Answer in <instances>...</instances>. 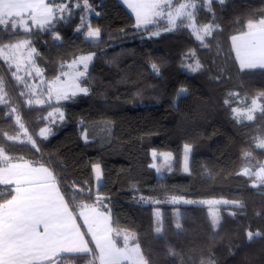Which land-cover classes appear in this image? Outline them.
I'll return each instance as SVG.
<instances>
[{
  "label": "trees",
  "instance_id": "obj_1",
  "mask_svg": "<svg viewBox=\"0 0 264 264\" xmlns=\"http://www.w3.org/2000/svg\"><path fill=\"white\" fill-rule=\"evenodd\" d=\"M72 1L69 6L77 2ZM200 1L196 21L216 25L206 37L207 47L183 23L148 38L156 25L137 30L120 0H89L100 16H88L80 3L67 23L56 19L53 31L60 40L40 27L25 32L0 20V45L31 37L48 80L58 77L67 61L94 54L85 78L89 94L61 102L65 121L52 125L55 135L37 137V146L10 139L21 128L9 105L0 104V149L7 162L28 160L50 168L74 212L90 204L110 212L114 230L133 232L146 264H264V184L253 186L254 176L239 174L243 167L257 169L264 161V149L255 145L257 137L264 138V68H240L231 43L232 35L247 28L244 2L264 17V0H226L223 5L212 0L215 20ZM49 2L56 5V0ZM89 24L101 28L97 40L85 38ZM190 50L203 66L198 73L181 68ZM8 69L0 59V71L12 84ZM183 87L187 92L180 93ZM232 92L237 100L258 97L262 113L237 123L232 110L238 101H230ZM46 108L20 105L33 134L46 123L40 117ZM186 144L191 145L188 173L182 166ZM152 150L173 155V166L162 178L151 167ZM94 164L103 171L98 189ZM13 194L12 185H0V205ZM98 194L105 197L98 199ZM176 197L229 203H220V220L214 225L208 205L170 203ZM155 207L163 209V223L153 216ZM64 258L82 264L88 255Z\"/></svg>",
  "mask_w": 264,
  "mask_h": 264
},
{
  "label": "crops",
  "instance_id": "obj_2",
  "mask_svg": "<svg viewBox=\"0 0 264 264\" xmlns=\"http://www.w3.org/2000/svg\"><path fill=\"white\" fill-rule=\"evenodd\" d=\"M120 2L135 18L132 10ZM245 5L246 23L251 6L248 2ZM51 6L49 0H0V20L18 22L30 17L38 24L44 9ZM231 43L240 68H264L243 67L244 62L264 61V25L232 35ZM261 113L262 107L255 116ZM162 160L158 156V162L163 164ZM94 165L101 169L98 176L93 166L98 189L104 183L103 171L100 164ZM7 184L13 186L14 194L0 205V264H7L13 254L20 256V264H79L76 258H64L78 255H88L82 264H146L133 232L114 230L110 212L97 204L74 212L49 168L26 160L10 161L0 166V185ZM25 225L34 228L26 231Z\"/></svg>",
  "mask_w": 264,
  "mask_h": 264
},
{
  "label": "snow or ice",
  "instance_id": "obj_3",
  "mask_svg": "<svg viewBox=\"0 0 264 264\" xmlns=\"http://www.w3.org/2000/svg\"><path fill=\"white\" fill-rule=\"evenodd\" d=\"M135 14V24L134 27L137 30L141 28L147 29V26L152 25L157 22L158 18H167L169 27H165L162 29L164 32H170L173 28L177 26V20L183 16H187L191 23H187L182 25L183 27L191 29V35L195 37L196 41L201 42L203 47H207L204 43L205 36L211 37L213 34V25L205 24L203 27H198L195 23V18L193 17V13L191 10L186 9H194L199 0H185V2L180 6V9L173 13L172 11H165V5H171L173 0H122ZM206 5L208 6L207 10L212 13V19L215 20V13L211 8L212 0H204ZM217 3L223 5L226 0H216ZM70 3H64L61 6L53 5L51 7H46L43 11L42 18L37 21L40 26L41 31L48 30L53 39L60 40L62 37L57 31H53L56 28V24L54 21L58 19L60 22L63 21L67 23L68 19L72 16L73 8H80L81 4L79 0L75 3V5ZM83 5L86 6L89 10H91L92 5L89 3V0H83ZM55 8V11H54ZM97 16L102 15L100 12H96ZM85 26V20L82 17L80 27ZM80 29L78 28L77 31ZM24 31H30V29L25 26ZM101 28L93 27L90 24L87 26L86 36L88 38H100L101 37ZM161 35V30L157 29L154 31H148V38L159 37ZM39 55L38 50L33 46V42L31 38L19 39L15 43H8L0 45V58L4 59L11 69L15 68V71L12 72V75L15 77L18 83H23L24 75L31 76L32 72H35L37 75H40L42 69L37 65L35 61V56ZM94 54L88 55H80L76 59L72 61V64L69 65L70 68L73 69L71 72H63L64 79L61 80L59 76L56 78V81L53 86V91L56 94V100L58 102H75L77 96L79 95H88L90 92V88L87 86L88 77V69L89 65L93 62ZM191 59L192 62L188 63L187 60ZM184 61L181 65V68L187 70L189 73H198L203 70V66L198 59H196L195 51L190 50L185 54ZM82 65L83 68L80 70L77 66ZM264 67V61H251L244 62L243 67L255 68V67ZM151 68L153 71L159 75V68L156 64H152ZM24 73L21 75L20 73ZM31 91L34 93L35 89L32 88ZM181 91H185L181 89ZM3 83L0 82V93H3ZM6 95V93H4ZM0 102H3V96L0 95ZM36 103H42V101L37 100ZM227 106L229 101L226 99L224 101ZM64 107H58L55 111L54 123L57 121L64 122L65 121V111ZM260 105L253 101V104L250 109L246 110H237L233 109V119L240 123V118L243 116L245 120L251 121L254 119L253 112L259 111ZM49 115H53V113H49ZM42 136L47 139L50 136L55 135L53 129L51 127H46L41 132ZM85 141H87L86 134L84 135ZM264 146V143H262ZM191 151V145H185V161L187 162L188 153ZM153 157L155 158L157 153L153 151ZM167 158H170V154H163ZM245 156L249 155V153H245ZM151 167L156 168V165L153 164ZM94 170L98 176L101 175V169L99 165H94ZM159 171V169H157ZM184 172L188 173L189 169L187 167V163L185 164ZM241 175L254 176L255 179L252 180L253 186H258L259 184H264V169L260 171L251 172L249 168H245L242 170ZM221 201H214L213 203H219ZM223 203H229V201H222ZM147 203V201H145ZM233 203L239 204L238 201H234ZM213 219H216L217 214L215 212L212 213ZM157 219H159V214H157ZM42 221H37L40 223ZM34 225H25L26 231H32ZM75 241H73L74 243ZM20 256L13 254L9 257L7 264H20Z\"/></svg>",
  "mask_w": 264,
  "mask_h": 264
},
{
  "label": "rangeland",
  "instance_id": "obj_4",
  "mask_svg": "<svg viewBox=\"0 0 264 264\" xmlns=\"http://www.w3.org/2000/svg\"><path fill=\"white\" fill-rule=\"evenodd\" d=\"M71 2H73V1L72 0H56V5L58 4L57 6H61L64 3H71ZM178 2L179 3L181 2V5H182L185 2V0H173V3L171 5H165L164 6L165 7V11L166 12L167 11H172L173 13H175V11L179 10L180 9V6H181L180 5V6L177 7L176 4ZM200 2L201 1L199 0V2L196 4V7L194 9H191L190 8V9H186V10H191L192 11L193 17L195 18V23L197 24L198 27H203V25H205V24H212L213 25V28L215 29L216 28V25L213 24V23L199 24L196 21V16H197L196 15V11H197V8L201 4ZM247 2L248 1H245L244 2L243 11H242V17H243L244 20H245V16L248 13V9H247L248 6L245 5V3H247ZM75 3L76 2L74 1V5H75ZM80 3H83V2L81 1ZM205 6H206V8H208V6L206 5V3H205ZM69 7H71V6H69ZM86 10L88 11V16L95 15L96 12H97V10L95 8H93V6H92L91 10H89L86 7ZM249 14H250V16H249L250 17V20L246 21L247 28H253V27H258V26H263L264 25V17H258V16H256V14L254 12H251V11H249ZM191 22L192 21H190L187 16H183V17H181V18H179L177 20V26L176 27H178L181 23L187 24V23H191ZM4 23H5V25L8 24V23H10L12 25V28L13 29L16 26H18L23 31H24L25 26H27L30 29V31H32L33 29H35V27H40L39 24H35L34 23V20L32 18H30V17L23 18V19L19 20L18 22H15V21L9 22V21H7V22H4ZM154 24L156 25V27L154 28V30L160 29L161 32H163L162 31L163 28L169 27L167 18H158L157 19V22L154 23ZM175 28H173V29H175ZM30 31H25V32H30ZM86 32H87V29H86ZM86 32H85V34H86ZM213 32H214V30H213ZM206 37H208V36H205V40H206ZM26 38H31V37H24V38H19V39H26ZM85 38L87 40H91V41L98 39V38H88L86 35H85ZM19 39H16L13 42H7L6 44H8V43H15ZM33 46H34V44H33ZM81 55H88V54H81ZM0 59H2V58H0ZM74 59H76V58H74ZM74 59H71V60H69V61H67L65 63L64 70L61 72V74L63 72H71V71H73V69L70 68L69 65L72 64V61ZM2 60H4V59H2ZM35 61H36L37 65H38L37 55L35 56ZM186 62L191 63L192 60L189 59ZM6 64H7L8 68H9V65H8L7 62H6ZM90 65H89V67H90ZM39 67L42 69L41 66H39ZM77 67L80 70H82V68H83L82 65H78ZM8 70H10V73H11V76H12V79H13L12 84H9L8 83L6 76L4 77L3 74L0 71V82L3 83V90H4L3 93H0V95L3 96V102H0V104H7V105H9L10 111L14 115V117H15L18 125L21 128L20 134L14 135V136H10V139L17 140V141H20V142H22V141L30 142L34 146H37V140H36V138L37 137H44V136H42L41 132L46 127H51L52 128V125L54 124L53 121H54V118H55V111H56V109L58 107H60V103L61 102H58L56 100V94L53 91V86H54V83H55L57 77L54 78V79H50V80L46 79V77H45V75L43 73V69H42V72H41L40 75H37L35 72H32L31 76H29V75H24V73L22 72L20 74L21 75H24V77H23V83H18L17 80L15 79V77L12 75V72L15 71V68L12 67L11 69L9 68ZM61 74L59 75V78L61 80H63L64 77ZM32 88L35 89V92L34 93L31 91ZM181 89H184L185 91H181ZM181 89H180V93L187 92V89L186 88L183 87ZM4 93H6V95H4ZM37 100L42 101V103H36ZM234 100L238 101V105L235 107V109H237V110L250 109L251 106H252V104H253V101H255L256 103H258L260 105V109L262 107V104H261V102H260V100H259L258 97H254V98H250V99L249 98L244 99V98L240 97L237 100V92H232L230 94V101H234ZM23 102H25V104L27 106L43 107V108L44 107H47L46 108V115L44 116L45 113L43 111L42 112V115L40 116V117H46V119H47L46 120V123L45 124H40L39 126H37V133L36 134H33L30 131V129L25 124V121L23 120V118L21 116L20 105ZM257 112L258 111H254L253 112L254 118L256 117L255 114ZM49 113H53V115H49ZM240 120H244L243 116H241ZM83 134L85 135V133H83ZM262 143H264V138L257 137L256 138V141H255V145L258 148H263L264 149V146H262ZM153 151H155L157 153V155H156L155 158L152 155V157L154 159L153 160V162H154L153 164L156 165V168H155L156 170L159 169V171H157V173H158V176L162 178L164 176V173L166 171L171 170V168L173 166V163H174L173 155H172L171 152H167V151L166 152L165 151H161L160 154L156 150H153ZM163 154H170V158H167ZM160 155H161V157L163 159L162 160L164 162L163 164L161 162H158V156L160 157ZM187 155H188L187 162L185 161V153H184V156H183V161H182L183 170L185 168V164L187 163V167H188V164L190 163L191 152H189ZM7 159H8V156L3 152V150L0 149V161H2L3 164H6V163L8 164L9 162H7ZM26 161H28V160H26ZM34 166H37V165H34ZM40 166H44V165H40ZM44 167H46V166H44ZM245 168H249L251 172L260 171L261 169H264V161L262 162V165L259 166L257 169H254L251 166H245V167L242 168V170L245 169ZM52 173H53V171H52ZM7 185H10V184H7ZM193 200H195V201H193ZM214 201H221V202H219V203H213ZM222 201H224V199H221V198H204V199H188L187 200V199H185L183 197H176V198L172 199L170 201V203H173V204H176V203L178 204L179 203V204H181L183 202H196V203H199V204L208 205L212 222H213L214 225H217L218 222H219V220H220V210H221L220 203H222ZM174 211H177V210H174ZM213 212H215L217 214L215 220L213 219V216H212V213ZM157 214H159V219H157ZM153 216L155 217V219L157 220V222L159 224L160 223H163V209L162 208L155 207L154 208V211H153ZM159 228L161 229V227H159Z\"/></svg>",
  "mask_w": 264,
  "mask_h": 264
},
{
  "label": "water",
  "instance_id": "obj_5",
  "mask_svg": "<svg viewBox=\"0 0 264 264\" xmlns=\"http://www.w3.org/2000/svg\"><path fill=\"white\" fill-rule=\"evenodd\" d=\"M104 197H105V195H102V194H98V195H97V198H98V199H100V198H104Z\"/></svg>",
  "mask_w": 264,
  "mask_h": 264
}]
</instances>
